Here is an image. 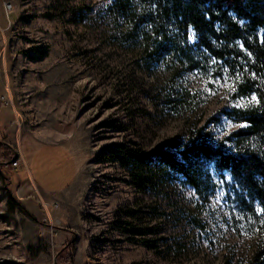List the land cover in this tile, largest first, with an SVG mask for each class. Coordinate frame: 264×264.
Instances as JSON below:
<instances>
[{
    "label": "rangeland",
    "instance_id": "obj_1",
    "mask_svg": "<svg viewBox=\"0 0 264 264\" xmlns=\"http://www.w3.org/2000/svg\"><path fill=\"white\" fill-rule=\"evenodd\" d=\"M114 1L0 0L16 67L3 98L31 102L16 130L47 128L44 138L66 143L77 161L63 191L20 198L8 165L19 156L7 141L16 142L0 137L13 150L0 163V264H251L264 214L239 175L211 165L194 192L157 158L136 165L128 152L174 153L168 144L199 137L231 148L243 138L264 80L245 92L241 71L253 70L262 32L236 42L231 65L179 25L167 0H121L122 14Z\"/></svg>",
    "mask_w": 264,
    "mask_h": 264
},
{
    "label": "trees",
    "instance_id": "obj_2",
    "mask_svg": "<svg viewBox=\"0 0 264 264\" xmlns=\"http://www.w3.org/2000/svg\"><path fill=\"white\" fill-rule=\"evenodd\" d=\"M121 0L114 1L116 14L124 13ZM178 14V23L195 32L198 44L216 59L233 64L238 57L236 42L248 44L256 39L260 30L262 43L254 45L256 63L252 71L242 70L244 78L241 87L245 92L254 86V78L264 80V0H167ZM218 23V26H217ZM253 75V76H252ZM254 77V78H253ZM258 102L244 112L246 127L243 138L234 141L231 148L216 145L208 137L193 139L183 146L179 141L170 143L174 153L164 152L162 147L145 154L128 152L129 159L136 165H143L155 157L167 171L184 177L196 189L208 177L213 166H229L235 175L245 181L252 194L264 208V90H255ZM4 154L0 163L9 162L13 150L9 145L0 144ZM251 264H264V239L257 244Z\"/></svg>",
    "mask_w": 264,
    "mask_h": 264
},
{
    "label": "crops",
    "instance_id": "obj_3",
    "mask_svg": "<svg viewBox=\"0 0 264 264\" xmlns=\"http://www.w3.org/2000/svg\"><path fill=\"white\" fill-rule=\"evenodd\" d=\"M2 13L0 10V21L4 22ZM8 41L10 37L0 36V137L6 136L16 142V145L9 141L7 144L16 148V154L21 160L20 168L13 169L10 181L15 185L20 183L17 188L20 198L51 196L66 189L74 180L76 157L66 143L45 139L47 128L16 130L18 125L14 123L15 118L24 121L26 113H23L22 106H29L31 102L19 103L16 107L6 106L11 105L12 101H4L3 94L12 95L11 75L16 69L11 61L12 50L7 47ZM23 134L24 138L19 140Z\"/></svg>",
    "mask_w": 264,
    "mask_h": 264
},
{
    "label": "snow or ice",
    "instance_id": "obj_4",
    "mask_svg": "<svg viewBox=\"0 0 264 264\" xmlns=\"http://www.w3.org/2000/svg\"><path fill=\"white\" fill-rule=\"evenodd\" d=\"M218 80H219V76H217L216 80L210 81V83H216ZM233 90H235V89H234V86H233ZM252 99L255 100L256 97L253 96ZM241 126H242V127H246L247 125L244 124V125H241ZM219 183H220V184H223V180H221ZM193 191H194V192H195V191H198V189L194 188ZM223 191H224L223 189H220L219 191L216 192L217 202H220V201L223 200V196L221 195V193H222ZM256 214H257V215L264 214V208H259V207H258V208H257V211H256Z\"/></svg>",
    "mask_w": 264,
    "mask_h": 264
},
{
    "label": "built area",
    "instance_id": "obj_5",
    "mask_svg": "<svg viewBox=\"0 0 264 264\" xmlns=\"http://www.w3.org/2000/svg\"><path fill=\"white\" fill-rule=\"evenodd\" d=\"M6 5V4H5ZM6 8H9V5H6ZM11 168L20 167V157H14L8 164Z\"/></svg>",
    "mask_w": 264,
    "mask_h": 264
}]
</instances>
